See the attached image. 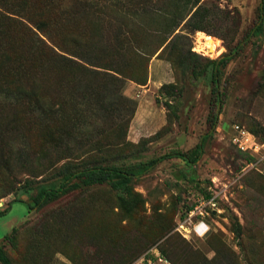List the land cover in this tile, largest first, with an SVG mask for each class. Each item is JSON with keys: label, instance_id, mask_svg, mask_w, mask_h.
I'll use <instances>...</instances> for the list:
<instances>
[{"label": "rangeland", "instance_id": "rangeland-1", "mask_svg": "<svg viewBox=\"0 0 264 264\" xmlns=\"http://www.w3.org/2000/svg\"><path fill=\"white\" fill-rule=\"evenodd\" d=\"M10 2L24 5L0 38V247L11 264H144L154 251L167 260L151 264H264V32L220 67L219 108L211 64L250 33L259 0ZM218 109L196 165L164 160L131 182L129 206L109 182L75 180L28 210V189L68 173L191 150ZM236 126L259 153L238 148ZM201 202L204 215L189 218Z\"/></svg>", "mask_w": 264, "mask_h": 264}, {"label": "trees", "instance_id": "trees-1", "mask_svg": "<svg viewBox=\"0 0 264 264\" xmlns=\"http://www.w3.org/2000/svg\"><path fill=\"white\" fill-rule=\"evenodd\" d=\"M11 0H0V38L4 31L11 28L14 24L19 23L17 17H21V13L23 12L24 5L18 6L17 4L10 2ZM196 7V8H195ZM195 8V10H193ZM193 10V11H192ZM201 10V6L196 2L192 9L191 13H188V20L192 19L195 15L199 13ZM184 20V19H183ZM196 30H198L196 28ZM175 29L169 34H173ZM264 32V0H259V14L258 18L251 29L250 33L247 34L242 41L238 42L237 45L233 48L232 51L223 54L219 59L211 61L212 64V82L216 88V107L219 108L221 97L218 92V84L220 78V67L224 68L226 65L234 58V56L242 49L244 43L248 42L250 37H256L262 35ZM178 38L175 35L172 40H170V47L173 49L176 45L173 44V41ZM43 43L41 40H39ZM4 46V45H3ZM0 46V50L1 49ZM155 53V52H154ZM153 53V54H154ZM53 56H56L54 52L51 51ZM5 56V53L3 54ZM264 77V75H263ZM21 86H19L20 88ZM18 90H21L19 89ZM8 92V91H6ZM219 116V109L216 110L211 117V122L209 126V131H207L199 140V142L187 152H175L168 153L153 159H150L146 162H141L134 165L129 166H94L90 168H85L80 171L68 173L62 177V179L58 183H50V184H41L30 188L27 190L29 202L27 203V208L29 211L41 208L48 203L58 199L59 197L66 194L73 185L75 180L80 182H89V183H103L109 182L113 189H115L119 195V199L121 203L125 206H129L128 201L125 199V194L129 192V185L135 179H139L150 171L155 169L161 162L171 158H177L182 160L187 166L193 168L196 163L199 161L200 157L203 154L204 144L206 140L210 136V132L215 131L217 120ZM206 198H210L209 194H205ZM14 200V199H13ZM11 200L7 203V207L3 211H7L10 204L13 202ZM194 205L187 207L185 214H187ZM2 211H0L1 214ZM160 258L163 261L167 259L159 253ZM154 254L149 255V253H144L141 255L139 260H142V263L148 264V260H154ZM0 264H11L10 259L6 255L5 251L0 247Z\"/></svg>", "mask_w": 264, "mask_h": 264}, {"label": "built area", "instance_id": "built-area-1", "mask_svg": "<svg viewBox=\"0 0 264 264\" xmlns=\"http://www.w3.org/2000/svg\"><path fill=\"white\" fill-rule=\"evenodd\" d=\"M235 131L237 132V136L234 137V143L238 146V148L242 151H252L254 153H259L261 146L253 140L252 136L243 130L240 129L239 126L235 127ZM204 202H201L197 205H194L192 209L187 213L189 218L197 217L198 215L203 216L205 211L203 210ZM153 254H156L159 262H163L160 258L159 254L154 251ZM142 261V260H141ZM151 260H148V264H151Z\"/></svg>", "mask_w": 264, "mask_h": 264}, {"label": "bare ground", "instance_id": "bare-ground-1", "mask_svg": "<svg viewBox=\"0 0 264 264\" xmlns=\"http://www.w3.org/2000/svg\"><path fill=\"white\" fill-rule=\"evenodd\" d=\"M213 50V46H209L208 51L211 53Z\"/></svg>", "mask_w": 264, "mask_h": 264}, {"label": "water", "instance_id": "water-1", "mask_svg": "<svg viewBox=\"0 0 264 264\" xmlns=\"http://www.w3.org/2000/svg\"><path fill=\"white\" fill-rule=\"evenodd\" d=\"M2 206V203H0V207Z\"/></svg>", "mask_w": 264, "mask_h": 264}]
</instances>
